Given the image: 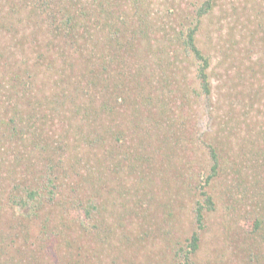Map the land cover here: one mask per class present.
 I'll list each match as a JSON object with an SVG mask.
<instances>
[{
  "label": "rangeland",
  "instance_id": "1",
  "mask_svg": "<svg viewBox=\"0 0 264 264\" xmlns=\"http://www.w3.org/2000/svg\"><path fill=\"white\" fill-rule=\"evenodd\" d=\"M204 1L144 0L136 9L117 0L121 10L108 15L115 25L106 31L115 30L117 45L105 33L94 53L109 44L114 56L97 81L126 65L117 110L94 122L79 107L68 118L70 105L56 103L59 116L43 123L41 146L32 142L42 122L32 118L25 144L0 143V264H264V0H210L197 16ZM15 4L0 0V25L8 22L0 58L18 50ZM193 26L208 57L207 94L182 40ZM78 47L72 56L92 62ZM35 56L28 54L30 63ZM81 70L77 80H87ZM61 75L44 65L32 90L57 99L55 88L69 78L56 84ZM83 96L75 103L88 105ZM211 147L218 170L205 183ZM16 178L41 196L10 198ZM202 191L214 207L203 209L199 224ZM193 233L198 247L188 252Z\"/></svg>",
  "mask_w": 264,
  "mask_h": 264
},
{
  "label": "trees",
  "instance_id": "2",
  "mask_svg": "<svg viewBox=\"0 0 264 264\" xmlns=\"http://www.w3.org/2000/svg\"><path fill=\"white\" fill-rule=\"evenodd\" d=\"M13 1L17 2V4H15L16 8L11 14H13V20L16 21V25L18 26L13 28L12 38L18 50L9 55H2L0 58V70L2 71L0 73V93L2 96L0 100V143L6 141L7 138H12L16 143L24 142L25 144V142L30 139L29 130L27 131V129L29 125H31L28 121L32 118L33 120L37 119L38 122H42L37 126L36 131L33 132L35 141L32 142L33 145L41 146L42 143L45 142L44 139H41L44 133L43 123L48 118L53 120L55 117L59 116V114H54L56 112H54L55 108L53 107H56V103L63 106L66 104L70 105L68 108L71 113L68 118L75 115V107H79L80 111L85 114L83 116L87 120L89 119L94 122L95 119L100 118L99 112H104V114L108 116L110 112L116 111L117 99L119 101L125 99L123 98L125 89L123 88V79L121 75H123V73L126 74V65L122 69L124 72L117 73L118 76L112 77L111 80L100 78V80L97 81L94 77L101 76L102 70L103 73L107 71L108 74L106 75H109V71L112 70L111 67L114 62V56L107 52L109 50V44L107 48L103 47L100 49L101 52H98L97 57L94 56V53L95 49L98 48L96 44L98 37L101 36L103 39L105 33L108 34L110 38L109 41L117 45V42L112 39L113 37L116 38L115 30H113L111 34L106 32L113 24L115 25V22L110 20L108 15L115 13L114 9L118 5L116 2L117 0ZM123 1H127L129 6L133 5L136 9L141 8L144 3V0ZM210 8V0H205L199 5L196 12L197 16L203 15ZM116 9L121 10L120 7ZM7 24L8 22L6 25L1 24L0 26L2 27L0 28H8ZM195 29V26L192 28L189 27L182 35V40L184 46L191 53V56L198 61L195 77L198 80L202 92L207 94L209 93V81L206 70L209 62L208 57L202 53L195 43ZM77 41H79L81 45L78 44ZM101 42L102 41H100V44H102ZM72 44L79 46L78 48L80 49L88 51L87 56L93 61L87 62L85 59H82V63H79V61L72 56ZM31 51L36 54L33 63H30L28 60V54L31 53ZM44 65H46L47 69L56 71L59 75L62 74L56 84L62 83L63 74H65V76L68 74L69 76L68 79L66 77L61 86L55 88V91H59L57 99L54 95H45L43 93L39 95L32 90V85L36 84L37 81L36 77L38 71ZM98 65H100V67H98ZM74 70H81L83 73L82 78L84 76L89 78L87 80L83 79L84 81H78L77 78L81 76L77 77ZM2 89L3 92H1ZM60 94L62 95L60 96ZM81 94L88 97V105L82 102V100H80L78 104L75 103L74 99ZM55 99L57 102H55ZM97 101L99 102L98 105L96 104ZM2 105L9 107L7 111L10 113V116L8 118L7 111L1 108ZM3 128L8 130V132L6 130L4 131ZM9 133L11 135H9ZM95 136L99 135L95 132ZM67 142L66 139L65 148L68 146ZM57 148L58 147L55 148V151L58 150ZM210 155L213 163L211 165V174L207 176L205 183H208V180L217 174L218 170V157L212 147L210 148ZM55 158H57V160L53 161V164L58 162L59 157L55 156ZM26 181V183H23L22 179L20 180L19 178L14 180L12 185L14 192L11 193L10 198L35 200L36 197L41 196L40 188L35 187L33 182L28 183V179ZM46 185L51 186V180L48 179ZM200 186L204 187L203 185ZM23 191H25V196H19ZM46 191L50 192L52 195V189ZM202 195H204V198L202 202L199 200L196 201L197 205L195 209V218L199 224L202 221L203 209H212L214 207L211 196L205 191H202ZM88 211L87 209L85 214H88ZM254 221H256L254 225L255 228L259 223L257 219ZM188 247V252H194L197 249L198 235L196 233L190 236Z\"/></svg>",
  "mask_w": 264,
  "mask_h": 264
}]
</instances>
